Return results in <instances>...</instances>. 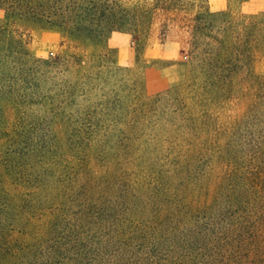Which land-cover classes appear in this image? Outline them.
Masks as SVG:
<instances>
[{"label": "rangeland", "instance_id": "obj_1", "mask_svg": "<svg viewBox=\"0 0 264 264\" xmlns=\"http://www.w3.org/2000/svg\"><path fill=\"white\" fill-rule=\"evenodd\" d=\"M208 3L264 11V0ZM0 26V264H43L75 235L128 255L157 245L189 264H243L240 231L255 215L238 176L264 113V58L238 69L233 58L209 81L190 29L161 13L139 37L99 38L0 3Z\"/></svg>", "mask_w": 264, "mask_h": 264}, {"label": "trees", "instance_id": "obj_2", "mask_svg": "<svg viewBox=\"0 0 264 264\" xmlns=\"http://www.w3.org/2000/svg\"><path fill=\"white\" fill-rule=\"evenodd\" d=\"M11 13L44 20L68 29L73 35L104 38L112 32H127L139 37L147 31L151 20L161 13L190 29L188 40L195 55L196 69L209 81H222L237 61V69L255 59L264 58V11L232 16L226 11L213 12L208 0L198 3L185 0H0ZM194 13L193 16H190ZM181 26V25H180ZM4 29L0 26V44ZM10 47L20 56L23 40H11ZM231 56H230V55ZM233 55V56H232ZM15 57L16 61L21 60ZM77 56L72 55L76 60ZM264 95V78L258 81ZM256 128L246 143L247 169L238 176V194L251 208L253 220H246L241 245L247 249L243 264H264V180L260 171L264 164V113L256 117ZM251 217V216H250ZM248 234V236H246ZM76 236L67 244L54 243L43 264H189L185 260L162 254L154 245L153 252L128 255L111 242H91ZM65 241V242H66ZM59 244V245H58ZM67 257V258H66ZM200 264H202L200 262Z\"/></svg>", "mask_w": 264, "mask_h": 264}, {"label": "crops", "instance_id": "obj_3", "mask_svg": "<svg viewBox=\"0 0 264 264\" xmlns=\"http://www.w3.org/2000/svg\"><path fill=\"white\" fill-rule=\"evenodd\" d=\"M261 6H262V8H264V4H262ZM243 7H244V9H245V8H246V5H245V6H243Z\"/></svg>", "mask_w": 264, "mask_h": 264}]
</instances>
